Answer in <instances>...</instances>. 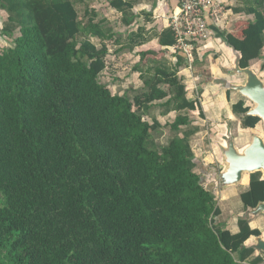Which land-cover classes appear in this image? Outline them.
<instances>
[{
	"label": "trees",
	"instance_id": "trees-1",
	"mask_svg": "<svg viewBox=\"0 0 264 264\" xmlns=\"http://www.w3.org/2000/svg\"><path fill=\"white\" fill-rule=\"evenodd\" d=\"M243 1L233 11L249 19L222 35L248 68L264 52V0ZM110 2L125 18L138 3ZM0 9L2 34L14 38L0 44V264L264 262L246 245L259 229L239 218L233 233L220 220L217 188L191 146L200 128L186 112L205 113L178 75L189 68L184 53L173 69L164 60L135 68L144 90L130 98L101 80L114 38L107 20L80 19L75 0H0ZM130 38L131 50L149 41ZM157 39L164 48L176 42L171 28ZM148 53L156 54L142 59ZM156 107L178 113L165 146L154 137L161 123L146 119ZM248 111L243 101L233 106L236 115ZM260 122L243 116L244 128ZM241 198L246 209L264 202L261 172Z\"/></svg>",
	"mask_w": 264,
	"mask_h": 264
},
{
	"label": "rangeland",
	"instance_id": "rangeland-1",
	"mask_svg": "<svg viewBox=\"0 0 264 264\" xmlns=\"http://www.w3.org/2000/svg\"><path fill=\"white\" fill-rule=\"evenodd\" d=\"M130 1H138V3L132 10L128 11L127 18H125L126 16H124V14L111 7L110 0H75V3L80 14V19H83L84 17L88 19V17H86V12L91 14L94 12L98 15V21L103 19L107 20L105 26L110 28L114 35L113 40L107 41L110 52L105 60V69L101 71L102 82L109 86L114 94H128L130 98H134L138 93L144 90V81L141 78V71H135V68L138 67L142 71L148 70L152 61L156 62V60H164L168 62L170 67H176L174 54L170 50L160 47L161 45H157V42L154 43V40L151 38L153 35L148 34L149 31H147L145 25L148 21H152L153 23L155 21L154 16L159 13H161L159 15H163V13L165 14L167 9L168 12L164 16H170L171 11H173V6L175 7V4L179 0ZM224 1L225 4L223 5V11L224 13L226 12V14L222 16L219 21L220 23L218 22V30L220 32L218 31L217 37L212 39L218 42L217 48L214 49L213 45L208 44L206 48L198 50L195 54L196 58L198 57L197 63H194V68L191 70L192 74L188 77L183 67L180 68L178 73L187 87L188 98L198 103L201 102L202 109H204L206 114L205 116H201L199 110L186 112L191 118V126H197L200 128V131L192 136L191 146L196 158L200 164L205 167L207 172H211L212 174L219 173V180L217 179L218 182L216 183V187L217 190L221 192H224V189L229 188V186L224 187V185L221 184V175L229 168V163L226 160L224 154L225 151L223 152L222 150L221 153V148H219L218 145L224 144L226 146L229 139H234V144L237 150L244 152L245 148L252 143L254 136H259L264 140L263 121H261L254 129H248L243 127V115L239 116L235 113L234 115L231 114L232 106H234V104L243 101L245 107L249 108L250 111H253L257 107L255 102L245 96L238 88L235 89L231 86L227 87L224 83H221L222 79L220 78L228 75L230 77L228 81L232 83V86H245L249 77L248 73H241L238 71L235 65L239 62L238 60L242 53L236 47H234L236 51L233 52L231 45L228 46L227 42L224 41L226 36L222 35L235 32V30H237V27L234 26L236 22H245L249 19L248 16L244 14H236L233 11L235 8L245 6L244 1ZM148 4L151 6V9L152 7H161L160 11L157 13L156 11L153 12L152 19L146 16L148 15V11L151 10L145 7ZM132 16H134L132 24L127 25L125 20L132 18ZM7 18V13L0 9V44L2 48H9L14 45V38H9L2 34V28L4 27ZM152 28H155L153 29L155 33L159 32V29L156 27ZM133 33H141L146 40L149 39V42L139 47L135 46V49L131 50L130 35ZM18 35L19 34L17 33L15 36ZM241 38L242 37L239 39ZM95 41L98 44L100 43L99 39H95ZM149 51H154L156 54L148 53L147 56L142 59L141 53ZM249 67L251 71H253L264 82V52L262 57L258 60H253ZM226 72L229 74H226ZM214 84L217 85L216 91L226 95L225 98L220 96L222 98L221 104L218 102L219 94L214 93L210 88ZM165 88L167 89V87ZM201 93L203 95L206 93V95L203 96ZM163 111L164 109L156 107L151 110L149 117L146 118L150 122L152 118H156L161 123L162 127L158 132H154L156 142L161 146L167 145L176 136V133L170 130L167 124L173 122L178 115L177 112L163 115ZM229 118L234 121H230ZM209 156L214 161H209ZM217 157L220 158L222 163L217 161ZM262 173V177H264V172ZM206 180L210 184L214 182H212L211 177H206ZM249 181L250 173H245L240 187H242L243 184H248ZM241 191L243 190L238 189L234 197H228V203L225 205L226 218H224V220L227 225H229L230 229L231 227L232 229L237 228L236 224L239 218H246L250 223L260 217L264 218V213H260L259 216L248 215L247 211L249 208L246 209L242 198L241 201L239 199L240 196L238 192ZM218 194L216 193V196H219ZM217 198L219 200V197ZM251 226L253 228L255 225L251 223ZM261 228L263 233L260 238L261 240H264V220ZM256 239L248 240L249 242L247 241L246 245L248 247L258 245V240ZM256 254L262 256L264 259V252ZM262 264H264V262Z\"/></svg>",
	"mask_w": 264,
	"mask_h": 264
},
{
	"label": "water",
	"instance_id": "water-1",
	"mask_svg": "<svg viewBox=\"0 0 264 264\" xmlns=\"http://www.w3.org/2000/svg\"><path fill=\"white\" fill-rule=\"evenodd\" d=\"M227 44L230 46L228 42ZM232 48L233 52L236 51L234 47ZM241 59L242 55L239 57V62L235 65L241 73H248L247 84L245 86H232V83L226 80H221V83H224L227 87L238 88L245 96L255 102L257 105L256 109L253 111L249 110L243 116L259 117L264 122V82L251 71L250 67L242 68L240 66ZM234 143V139H229L227 145L223 148L226 160L229 163V168L221 175V184L224 187L239 184L243 180L245 173H250L251 175L257 172H264V140L261 137L254 136L252 143L245 148L244 152L237 150ZM207 174L211 177L212 182L214 181L212 183L214 188H217L216 183L219 180V173L212 174L207 172ZM262 180H264V177H262ZM247 213L255 216L264 213V202H260L256 208H249ZM254 238H257L258 245H252L251 247L256 250V253L261 254V252H264V240H261L260 237Z\"/></svg>",
	"mask_w": 264,
	"mask_h": 264
},
{
	"label": "built area",
	"instance_id": "built-area-1",
	"mask_svg": "<svg viewBox=\"0 0 264 264\" xmlns=\"http://www.w3.org/2000/svg\"><path fill=\"white\" fill-rule=\"evenodd\" d=\"M224 4V0H179L169 16L168 24L176 42L166 49L174 55L184 53L189 68H193L196 52L206 48L217 37L219 21L226 14Z\"/></svg>",
	"mask_w": 264,
	"mask_h": 264
},
{
	"label": "crops",
	"instance_id": "crops-1",
	"mask_svg": "<svg viewBox=\"0 0 264 264\" xmlns=\"http://www.w3.org/2000/svg\"><path fill=\"white\" fill-rule=\"evenodd\" d=\"M160 1H162V0H160ZM172 1V0H171ZM175 6H176V4H175ZM145 7H147L148 9H151L150 7V5L148 4V5H146ZM173 8H174V6H173ZM173 8H172V10H173ZM160 9H161V7L159 8V7H152V9L150 10V11H148V15H146V16H148V17H150L151 19H152V16H153V12L154 11H156V13L158 12V11H160ZM163 10V9H162ZM167 12H168V9H167V11H166V13L164 14L163 13V15H159V14H161V13H159V14H156L155 16H154V22L152 23V21H148L147 23H146V25H145V27H146V29H147V31H149L148 32V34L149 35H153L151 38L154 40L153 42L154 43H156L157 42V45H160L159 44V40L157 39V36H158V33H161V32H163L166 28H168V24H169V16H164V15H166L167 14ZM172 12V11H171ZM152 27H156L157 29H159V32H157V33H155V31L153 30V29H155V28H152ZM153 33H155V34H153ZM149 42V41H148ZM217 44H218V42L217 41H212V42H210V44L209 45H213V47H214V49H216L217 48ZM160 47H162V46H160ZM164 48V47H163ZM164 49H166V48H164ZM212 53V52H211ZM196 63H197V61H196ZM194 68V67H193ZM193 68H185L184 70L186 71L185 73H187L186 75H187V77L190 75V74H192V72H191V70L193 69ZM226 74H229V73H227L226 72ZM183 75H184V73H183ZM193 76V75H192ZM196 79H197V77H196ZM217 79H219V78H217ZM220 79H222V80H226V81H228V79H230V77L227 75L226 77H222V78H220ZM197 81V80H196ZM217 84V83H216ZM216 84H214L212 87H210L211 89H212V91H214V93H216V94H219V101L218 102H220V104H221V97L220 96H223L224 98H225V94H221L220 92H218V91H216V89H217V85ZM208 87V86H207ZM206 87V88H207ZM203 95V94H202ZM206 95V93H204V95L203 96H205ZM202 100V99H201ZM204 113H205V111H204ZM231 114L232 115H234V112H233V106H232V111H231ZM206 115V114H205ZM230 119V121H234V120H232L231 118H229ZM218 147L219 148H221L220 149V151H221V153H222V150H223V148L225 147V145L224 144H219L218 145ZM208 160L209 161H211L212 160V158L209 156L208 157ZM212 161H214V160H212ZM217 161H220V158L219 157H217ZM221 162V161H220ZM222 163V162H221ZM220 163V164H221ZM208 164H211V163H208ZM242 185V182L240 183V184H238V185H235V186H231V187H229L228 189H224V192H221V191H218L217 190V194L219 195V196H217V197H219V206H220V208H221V210H222V216H221V218H220V220L221 221H224L225 222V220H224V218H226V213H225V205H226V203H228V199L229 198H231V197H234L236 194V191L238 190V189H242L243 191H241V192H238V194H239V196H240V201H241V195L243 194V193H245V192H247L249 189H250V181L248 182V184H243V186L242 187H240ZM229 197V198H228ZM263 220H264V218L263 217H260L259 219H255L253 222H251V223H253L255 226L252 228V229H259L262 233H263V230H262V228H261V226H262V223H263ZM226 223V222H225ZM251 223H250V225H251ZM237 225V224H236ZM234 227V226H233ZM252 227V226H251ZM231 231L233 232V233H238L239 232V228H238V225H237V228H235V229H232V227H231ZM251 239H255L254 237H252ZM250 239V240H251ZM249 240V241H250ZM248 241V242H249Z\"/></svg>",
	"mask_w": 264,
	"mask_h": 264
}]
</instances>
